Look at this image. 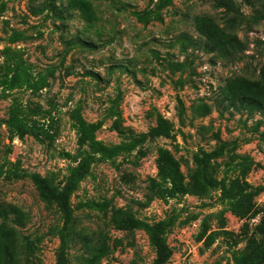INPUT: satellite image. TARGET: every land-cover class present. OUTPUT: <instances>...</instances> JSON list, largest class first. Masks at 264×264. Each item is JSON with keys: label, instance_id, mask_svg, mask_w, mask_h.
Wrapping results in <instances>:
<instances>
[{"label": "rangeland", "instance_id": "obj_1", "mask_svg": "<svg viewBox=\"0 0 264 264\" xmlns=\"http://www.w3.org/2000/svg\"><path fill=\"white\" fill-rule=\"evenodd\" d=\"M251 4L0 0V264L12 208L35 244L25 264H264V0ZM84 234L106 255L86 256Z\"/></svg>", "mask_w": 264, "mask_h": 264}, {"label": "trees", "instance_id": "obj_2", "mask_svg": "<svg viewBox=\"0 0 264 264\" xmlns=\"http://www.w3.org/2000/svg\"><path fill=\"white\" fill-rule=\"evenodd\" d=\"M246 4L252 6L251 1L252 0H244ZM254 2H260V0H254ZM258 17L264 21V14L263 13H258ZM261 45L264 46V44L261 43ZM254 106V104H252ZM223 149L220 147H217L213 151V153L204 155L202 159L196 158V162L199 167L201 166H207L206 168L208 169L211 160L217 159L218 157L222 156ZM229 158L231 156H228ZM236 158V157H234ZM31 180L33 184L40 190V192L47 194L50 198H53L56 201H59L60 198H58L56 195L52 193L46 182L38 175H32ZM12 211L15 215L14 222L12 223L17 229H12V238H13V243H14V250L12 252L11 260L12 264H25L29 263V258L33 256L34 254V249H35V244H33L27 236H22L20 229L23 228V220L19 217V211L16 208H12ZM100 239L96 240L95 244H91V242L88 240V238L85 237V234L82 236V242H83V247L85 251V255L89 256L91 259H99L102 256H105L106 252H103L102 254H97L100 249H102L103 246H105V241ZM128 247L134 248L135 246V241H129L127 244Z\"/></svg>", "mask_w": 264, "mask_h": 264}]
</instances>
